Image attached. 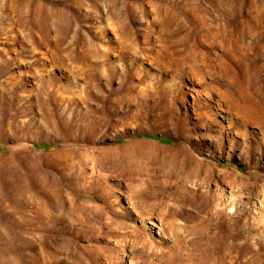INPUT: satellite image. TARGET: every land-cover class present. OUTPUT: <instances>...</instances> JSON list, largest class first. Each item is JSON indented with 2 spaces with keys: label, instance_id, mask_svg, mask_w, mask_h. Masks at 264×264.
<instances>
[{
  "label": "rangeland",
  "instance_id": "1",
  "mask_svg": "<svg viewBox=\"0 0 264 264\" xmlns=\"http://www.w3.org/2000/svg\"><path fill=\"white\" fill-rule=\"evenodd\" d=\"M219 2L0 0V264H264V0Z\"/></svg>",
  "mask_w": 264,
  "mask_h": 264
},
{
  "label": "bare ground",
  "instance_id": "2",
  "mask_svg": "<svg viewBox=\"0 0 264 264\" xmlns=\"http://www.w3.org/2000/svg\"><path fill=\"white\" fill-rule=\"evenodd\" d=\"M212 2H213V6H217L220 2H219V0H212ZM209 26H210V24H209ZM197 28H199V27H197ZM208 30L211 32L212 30H213V26L211 25L209 28H208ZM207 31V30H206ZM99 51H101V50H99ZM215 81V80H214ZM182 153H183V151H181L179 154H175L173 157H171L170 158V160H168V161H170V162H172L171 163V165H173V166H175V167H177V168H181V166L183 165V162H184V158H181V156H182ZM137 162V161H136ZM168 171V170H167ZM152 191H155V188H153L152 187Z\"/></svg>",
  "mask_w": 264,
  "mask_h": 264
}]
</instances>
